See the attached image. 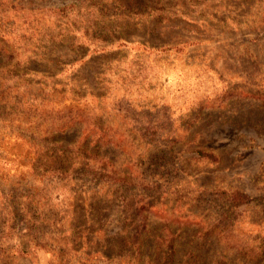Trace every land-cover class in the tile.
<instances>
[{"label":"rangeland","instance_id":"obj_1","mask_svg":"<svg viewBox=\"0 0 264 264\" xmlns=\"http://www.w3.org/2000/svg\"><path fill=\"white\" fill-rule=\"evenodd\" d=\"M151 228L264 264V0H0V264H162Z\"/></svg>","mask_w":264,"mask_h":264},{"label":"trees","instance_id":"obj_2","mask_svg":"<svg viewBox=\"0 0 264 264\" xmlns=\"http://www.w3.org/2000/svg\"><path fill=\"white\" fill-rule=\"evenodd\" d=\"M101 133V131H100ZM102 134V133H101ZM104 135H106V133H104ZM111 136V135H109ZM113 141V140H111ZM163 229V228H162ZM162 229L157 228V229H148V230H144L145 233V237L144 239H150L151 243H152V247H153V251L155 253H157V257L160 258L161 260H163L162 264H170L169 261L172 260L174 254L178 251L177 248V239L176 237H171V236H166L164 234V232L162 231ZM85 232H88L91 234V236L87 237L88 238V242L91 244L92 242H94L95 239H98V237H109L107 236L108 231H105L103 228L99 227L97 229H91V227H85V230H82L81 233L79 234V236L77 237H83L85 238ZM224 233V231H223ZM192 237H194V239H197L198 242L199 241H204L201 243L200 246H207V240L212 236L211 232H205L204 230H195L193 233H191ZM109 243V242H108ZM144 241L142 243V248L144 250ZM182 243H179V248L180 246H182ZM113 245H105L106 250H100V249H93L94 247H90L87 246L86 248V254L88 256H92V255H99L101 257H108L109 259L116 256L113 253L110 252V249ZM89 248V249H88ZM94 250V251H93ZM23 252H26L25 250ZM180 252V249H179ZM152 258V257H151ZM200 257L197 255V253H194L193 251H189L186 255V257H184L182 260L179 259V263L180 264H210L207 260H202V261H197ZM159 259V260H160ZM154 260L153 258L150 259V261L153 263Z\"/></svg>","mask_w":264,"mask_h":264}]
</instances>
